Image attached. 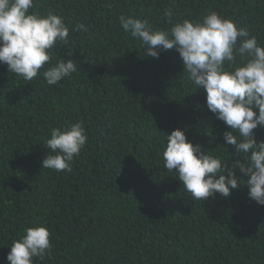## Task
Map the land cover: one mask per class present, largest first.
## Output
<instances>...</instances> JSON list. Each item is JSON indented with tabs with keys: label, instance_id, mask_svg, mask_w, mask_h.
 Instances as JSON below:
<instances>
[{
	"label": "trees",
	"instance_id": "16d2710c",
	"mask_svg": "<svg viewBox=\"0 0 264 264\" xmlns=\"http://www.w3.org/2000/svg\"><path fill=\"white\" fill-rule=\"evenodd\" d=\"M29 11L64 18L69 42L53 47V62L73 59L78 71L49 86L48 65L28 82L0 64V264L37 224L52 247L33 264H264V206L248 197L247 177L237 169L241 187L226 198L192 200L161 159L164 135L181 129L230 165L237 156L222 136L230 129L174 49L145 55L118 20L166 30L215 11L264 47V0H34ZM81 23L88 30L74 31ZM77 121L88 140L72 172L42 168L51 128ZM254 135L264 141V128Z\"/></svg>",
	"mask_w": 264,
	"mask_h": 264
},
{
	"label": "clouds",
	"instance_id": "9594fccd",
	"mask_svg": "<svg viewBox=\"0 0 264 264\" xmlns=\"http://www.w3.org/2000/svg\"><path fill=\"white\" fill-rule=\"evenodd\" d=\"M33 7L34 0H0V64L28 82L48 65L43 78L47 85H56L78 71L73 59L53 62L52 49L69 42V28L63 17L52 11L46 15L30 12ZM163 15L171 18L172 9ZM118 20L124 32L140 41L145 55L158 59L160 51L174 49L187 79L196 90H204L207 109L230 129L222 133L224 143L232 145L237 156L230 165L207 154L199 143L193 145L183 130L174 129L164 135V167L176 173L192 200L200 201L216 193L226 198L230 189L240 188L243 179L236 175L238 169L247 177L243 181L248 197L264 206V141L257 142L254 135L258 126L264 128V47L257 38L215 11L198 21L183 19L166 30H153L146 20L125 14ZM73 30L88 29L81 23ZM87 140L79 121L51 128L42 168L71 173L72 162ZM50 235L43 225L25 228L8 247V264H33L34 258L43 259L52 247Z\"/></svg>",
	"mask_w": 264,
	"mask_h": 264
}]
</instances>
